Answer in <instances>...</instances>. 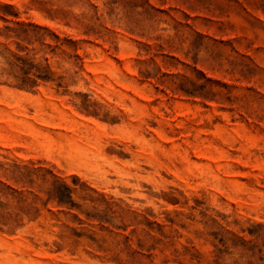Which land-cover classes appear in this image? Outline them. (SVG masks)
Instances as JSON below:
<instances>
[{"label": "rangeland", "instance_id": "1", "mask_svg": "<svg viewBox=\"0 0 264 264\" xmlns=\"http://www.w3.org/2000/svg\"><path fill=\"white\" fill-rule=\"evenodd\" d=\"M0 264H264V0H0Z\"/></svg>", "mask_w": 264, "mask_h": 264}]
</instances>
